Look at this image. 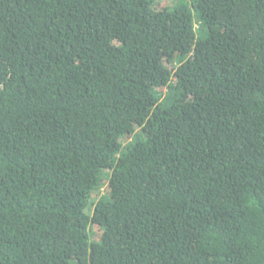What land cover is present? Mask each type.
Returning a JSON list of instances; mask_svg holds the SVG:
<instances>
[{"label": "trees", "instance_id": "trees-1", "mask_svg": "<svg viewBox=\"0 0 264 264\" xmlns=\"http://www.w3.org/2000/svg\"><path fill=\"white\" fill-rule=\"evenodd\" d=\"M0 264H264V0H0Z\"/></svg>", "mask_w": 264, "mask_h": 264}, {"label": "rangeland", "instance_id": "rangeland-1", "mask_svg": "<svg viewBox=\"0 0 264 264\" xmlns=\"http://www.w3.org/2000/svg\"><path fill=\"white\" fill-rule=\"evenodd\" d=\"M106 192H107L106 187H101L99 191H95L93 193V195H92L93 196V199L96 198V197H98V196H100V195L105 194ZM92 207H93V205L89 206L88 207V210L91 211Z\"/></svg>", "mask_w": 264, "mask_h": 264}]
</instances>
